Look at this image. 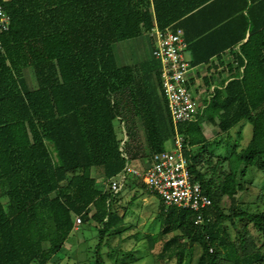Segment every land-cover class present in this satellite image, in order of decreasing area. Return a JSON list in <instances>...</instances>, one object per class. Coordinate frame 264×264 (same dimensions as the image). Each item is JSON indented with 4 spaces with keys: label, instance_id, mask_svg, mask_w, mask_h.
I'll list each match as a JSON object with an SVG mask.
<instances>
[{
    "label": "trees",
    "instance_id": "trees-1",
    "mask_svg": "<svg viewBox=\"0 0 264 264\" xmlns=\"http://www.w3.org/2000/svg\"><path fill=\"white\" fill-rule=\"evenodd\" d=\"M220 1L4 3L10 26L0 33V264H47L64 247L77 216L80 225L90 220L99 225L97 249L103 236L123 223L114 208L121 191L114 194L109 179L127 162L149 160L164 149L174 130L151 39L147 36L152 58L135 64H118L113 46L146 34L154 22L159 28H181L188 15ZM232 2V24L241 29L231 43L242 41L248 32L235 53L232 76L203 97L196 121L178 126L192 179L211 204L195 224L193 211L164 209L157 196L161 233L179 231L163 245L168 256L176 257L174 264H185L187 244L198 247L196 264L264 262V207L256 212L236 208L238 192L247 191L241 179L248 168L264 173V0ZM211 55H192L189 63L206 62ZM26 68H32L33 88L22 75ZM205 120L220 133L246 120L250 138L241 147L235 141L231 151L220 154L210 146L232 143L208 140ZM223 197L230 201L228 211L222 207ZM234 218L247 219L259 237L247 227L237 229ZM225 221L235 227L234 239ZM95 264H104L101 257Z\"/></svg>",
    "mask_w": 264,
    "mask_h": 264
},
{
    "label": "rangeland",
    "instance_id": "rangeland-1",
    "mask_svg": "<svg viewBox=\"0 0 264 264\" xmlns=\"http://www.w3.org/2000/svg\"><path fill=\"white\" fill-rule=\"evenodd\" d=\"M113 48L118 64H135L140 59L152 58V45L146 34L118 41ZM22 75L29 87H35L36 81L32 68L24 69ZM193 90L194 87L191 86V91L194 92ZM207 96L208 93L202 92L198 97L200 106L204 105L202 99ZM202 126L208 140L215 138L222 145L224 141L229 139L232 143L224 148L217 146V144L210 146L212 150L214 149L220 154L231 151L235 141H238L239 147L244 146L251 135V125L246 120L238 122L227 133H220L219 129L208 120H205ZM239 134H241L240 139ZM165 146L169 148L171 143L166 142ZM204 154L205 158L208 153L204 152ZM212 162H215V158H212ZM134 163L138 166H145L147 160L138 159ZM93 174L98 177V182L104 185V180L99 177L98 172L94 170ZM135 182H137L135 185L124 187L121 190L118 195L119 201L114 206L118 214L122 215L123 223L103 236L99 249L96 248L101 240L99 225L94 220H90L87 223L74 226V230L62 250L55 254L47 264H95L97 257H101L104 264H174L176 257L174 255L168 256V251L163 248V245L167 239L179 234V231L161 233L162 226L158 216L159 199L157 195L142 187L139 180ZM241 182L247 191L238 192L237 199L240 202L236 204V208L238 210L246 209L249 212H256L263 208L264 173L255 167H249ZM229 202L227 197H223L222 207L225 211L229 209ZM234 224L240 230L247 227L255 238L259 237L247 219L234 218ZM224 226L229 232L230 238L234 239L237 235L235 227L229 221H225ZM180 241L187 243L186 239ZM186 248L185 264H196L197 245L190 246L187 244ZM98 250L99 255L97 254Z\"/></svg>",
    "mask_w": 264,
    "mask_h": 264
},
{
    "label": "built area",
    "instance_id": "built-area-1",
    "mask_svg": "<svg viewBox=\"0 0 264 264\" xmlns=\"http://www.w3.org/2000/svg\"><path fill=\"white\" fill-rule=\"evenodd\" d=\"M0 0V33L10 26V16ZM153 43L152 55L160 64V84L171 119L174 135L168 141L171 147L154 153L145 166L134 161L127 162L123 169L109 179L108 186L116 194L127 181L139 180L157 195L164 209L185 208L195 213L194 223L202 221L203 212L211 204L198 181L192 179L188 159L184 153V139L178 132L181 123L197 120L204 108L200 106L195 92L191 91L189 70L191 65L185 56L187 43L180 28H159L156 23L146 32ZM194 91V90H193ZM81 223L79 216L74 226Z\"/></svg>",
    "mask_w": 264,
    "mask_h": 264
},
{
    "label": "crops",
    "instance_id": "crops-1",
    "mask_svg": "<svg viewBox=\"0 0 264 264\" xmlns=\"http://www.w3.org/2000/svg\"><path fill=\"white\" fill-rule=\"evenodd\" d=\"M234 14L232 0H222L209 8H203L188 15L180 28L184 39L185 37L189 39L188 42L185 40L187 43L185 56L188 60H191L192 55L202 57L209 52L213 54L208 61L191 65L189 70V81L194 87L197 98L202 92L208 93L209 96L215 87H221L222 80H229L232 76L231 66L236 64L235 53L238 52L240 43L244 42L248 36L246 32L242 41L236 44L231 43L241 29L232 24ZM175 23L176 21H173L172 24ZM204 32H208L207 35L198 37L197 34ZM216 52L219 53L216 54Z\"/></svg>",
    "mask_w": 264,
    "mask_h": 264
}]
</instances>
